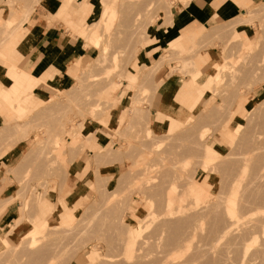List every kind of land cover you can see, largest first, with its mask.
<instances>
[{"label": "rangeland", "instance_id": "obj_1", "mask_svg": "<svg viewBox=\"0 0 264 264\" xmlns=\"http://www.w3.org/2000/svg\"><path fill=\"white\" fill-rule=\"evenodd\" d=\"M60 1L52 2L49 22L60 19L51 12ZM232 1L236 10L230 2L218 7L222 0L211 6L203 0H105L108 6L95 0L83 31L68 34L88 53L71 67L68 84L59 88L61 79L44 73L48 98L38 97V82L22 96L21 109L0 117V213L6 207L0 264H163L165 257L164 264L197 257L187 263L264 264V220L261 228L255 219L260 213L264 218V0ZM43 3L0 0V52L35 7L44 10ZM196 4L197 21L185 28L184 11ZM177 14L184 17L177 32L194 34L186 51L178 37L167 43L174 29L161 28L175 23ZM156 32L163 43L145 52ZM206 53L221 56L212 70ZM189 78L198 92L191 108L187 98L168 99V108L160 100L157 115L164 119L167 111L173 125L148 134L157 90L169 81L180 87ZM230 120L236 132L228 128ZM95 136L101 147L93 150ZM206 145L218 150L211 163L205 162ZM80 166L88 174L79 185L70 173ZM233 185L251 204L243 200L250 205L243 210L239 201L249 220L242 217L240 228L233 224L227 239L219 228ZM62 196L66 206L58 204ZM64 209H71L72 218L53 221ZM37 217L46 224L33 239L26 231ZM251 217L260 224L256 235ZM245 224L251 235L241 233Z\"/></svg>", "mask_w": 264, "mask_h": 264}, {"label": "crops", "instance_id": "obj_2", "mask_svg": "<svg viewBox=\"0 0 264 264\" xmlns=\"http://www.w3.org/2000/svg\"><path fill=\"white\" fill-rule=\"evenodd\" d=\"M42 1L44 2L43 3L44 10H42L41 7H35L33 11L28 15L27 19L23 22L22 24L23 28L20 27V29L17 30V35H15V37L17 36L18 37L17 38L14 37L11 39L10 43L18 48L20 47L22 41H24L26 38H29V40L32 41L31 44L25 50L20 48L18 51L14 52L12 60L15 62L17 66H19L20 68H22L27 72H31L30 74L35 75L37 77L40 76L44 77L47 74L49 76L51 73L54 72L60 73L59 80L61 79V82L58 83V87L63 88L65 85L68 84V81L71 79L69 78V71L71 67L79 59H82L88 55L87 48H84L83 46H76L74 44L73 39H71V36H68L69 33H67V31L70 33L72 32L78 33L82 29L81 22L88 20L92 15V10L96 7V2L95 0L60 1L59 4L56 5V7L53 8L51 11L52 13L54 11L55 14L60 13V19L49 22L47 20V14H49L48 10L52 2L56 0H42ZM203 1L206 2V4L204 3L205 5L211 6L212 3L218 0H203ZM225 2L232 3V5H234L233 9L236 10L237 7L232 0H222V3L219 4L218 7H220L223 3L225 4ZM229 6L224 11H227L229 9ZM196 7L197 4L195 5V7H193V9L188 8L187 10L184 11V16L189 18V20L185 24V28L193 27L192 23L194 21H197L196 17L199 16L198 14L201 11ZM230 12L232 13L233 11L230 10ZM230 12L223 13V15L227 16ZM178 16L179 19L175 23L171 25L164 23L161 28L167 25L170 29L172 30L174 29V31L170 33L167 43L177 38L178 36V38L180 39L179 42L180 49L186 51L189 47L188 43L190 42V40L192 39L191 37L194 34L193 33L189 34L186 32V30L177 32L178 26H180V23L184 20L183 15L177 14V17ZM65 27H67L66 28L67 31ZM79 39H81V37L78 36L76 40L80 42ZM149 41L151 42H149L147 49H145V52H147L148 49L149 51H152L154 45H159L162 40L160 38V34L156 32V34L154 35V41L151 40V38L149 39ZM161 49L162 48L159 47L157 49V52ZM203 57L207 60V65L209 66V62L211 60H215V58L218 60V58H220L221 56L215 53H206ZM4 64H5V59L1 60L0 66ZM195 66L197 67L196 63ZM187 81H191V78H189L184 83H182L180 87L177 86L175 82L169 81L166 85L164 86L162 85V87L157 90V100L153 102V105L151 104L152 106L149 107L148 109V113L151 116V119L149 120V128L152 130V132L154 131L157 133H161L162 130L167 129L168 126V124L166 123L167 119H165V117L164 119H162L161 116L157 115V111H158L157 104H159L160 100L167 98L173 101L175 100L176 96H178V98L180 97L179 99L181 101L182 99L187 98L186 105H188L189 108H191L190 107L191 101L195 97H197L198 92L197 89L193 86V82H191V85L188 86ZM54 82L56 84L57 81ZM126 82L132 84L128 80H126ZM183 86L186 87L185 93L181 91V88ZM41 87L44 88L40 89ZM37 88L41 90V95L38 96L39 98L42 99L48 98L45 92L48 91L49 89L46 88L45 82L40 83L37 86ZM126 111H127L126 109L123 110L120 115H122ZM119 119L120 116L118 120ZM108 122L110 124V121ZM100 128L102 127H98L95 129H100ZM98 138H99L98 136H95L91 139L90 145L93 150L101 147L100 144L97 142ZM83 172L84 170L80 166V168L76 172L70 173V175H72L73 178L75 179L73 183L80 185L81 182L79 181H83V178L88 174V171H86V173L84 174ZM80 175L82 176V178L79 177ZM67 190L68 192H71L70 189ZM5 208L2 210V212L5 210ZM13 211L14 210H11L9 214H11ZM2 212L0 213V215L2 214Z\"/></svg>", "mask_w": 264, "mask_h": 264}, {"label": "bare ground", "instance_id": "obj_3", "mask_svg": "<svg viewBox=\"0 0 264 264\" xmlns=\"http://www.w3.org/2000/svg\"><path fill=\"white\" fill-rule=\"evenodd\" d=\"M101 2H102V4H104V6H108V4H109V2H105V0H101ZM204 3V2H203ZM56 4V3H55ZM55 4L53 5V7L52 8H54V7H56L55 6ZM70 4V3H69ZM106 9H107V7H106ZM63 10V9H62ZM80 29V28H79ZM16 30V29H15ZM14 31V30H13ZM13 31L11 32V34L13 33ZM83 30L81 29L78 33H81ZM16 33V32H15ZM17 34V33H16ZM69 34H70V32H69ZM83 36H85L86 37V34H82ZM180 35V34H179ZM18 37V36H17ZM17 37H15V38H17ZM178 37V36H177ZM181 37V36H180ZM12 38H14V37H12ZM90 40L91 41H93L94 43H96V40H95V37L94 36H92L91 38H90ZM178 40V39H177ZM15 42V41H14ZM31 42L32 41H30L29 40V38H26L24 41H22V43H21V45H20V47L18 48V47H15L14 45H12L10 42H7V44L3 47V49H2V51L0 52V55L5 59V64L4 65H2L1 67H0V117H8V116H12L13 114H12V110H14V111H16L18 108L19 109H21V107L18 105V103L20 102V100L22 99V96H26V94H27V92H28V90L30 89V87H31V89H33L32 87H36V85L38 84V82H41L42 83V79L43 80H45V76L43 77V76H40L39 78L38 77H33L32 76V74H30L29 72H27V71H25V70H23L22 68H20L19 66H17L16 64H15V62L12 60V57H13V54H14V52H16V51H18L20 48H22L23 50H25L30 44H31ZM171 43V42H170ZM171 45V44H170ZM185 51V50H184ZM218 63H220V61H218L216 58H215V60H211L210 61V64H211V66H209L208 68H210V70H212V66L214 67V65H218ZM216 68V67H215ZM52 71V70H51ZM42 73V72H41ZM53 76H57V78H59V76H60V73H58V72H54V73H51L49 76H47V77H49V79L51 80H54V78H53ZM263 79V78H262ZM197 81V80H196ZM117 86H118V84H117ZM117 88V87H116ZM115 89V88H114ZM181 91L182 92H186V87H182L181 88ZM110 92V91H109ZM264 95V94H263ZM166 100L164 101V103H163V105H164V107L166 106L167 108L168 107H170V104L168 103V99L167 98H165ZM170 102V101H169ZM251 109H253V108H251ZM251 110H249V112H250ZM248 112V113H249ZM165 118L168 120V129L166 130V131H168V130H170V127H171V125H173V117H171L170 116V114L168 113V112H166L165 113ZM234 120H230L229 121V123H228V128L230 129V130H233L232 129V127H231V123L233 122ZM237 129V128H236ZM236 129L235 130H233L234 132H236ZM150 132H152L151 131V129H149V130H147V133L149 134ZM170 132V131H169ZM231 140V139H230ZM218 156V150H217V148L216 147H213V146H210V145H206V147H205V162H210L211 163V161L213 160L214 161V159L216 158ZM261 158H263V157H261ZM257 160V159H256ZM255 160V161H256ZM258 162V161H257ZM246 163V162H245ZM259 163V162H258ZM258 163H256L257 165H258ZM263 163H264V161H263ZM243 164V163H242ZM259 164H261V163H259ZM248 164H244V166L246 167ZM253 165V164H252ZM262 165V167H263V164H261ZM242 166V165H241ZM244 167V168H245ZM248 167V166H247ZM246 167V168H247ZM261 167V166H260ZM240 168V167H239ZM242 168V167H241ZM245 168V169H246ZM255 168H257V166H255ZM264 168V167H263ZM263 168H262V170H263ZM243 169V168H242ZM257 169H259L260 170V168H257ZM254 170H256V169H254ZM259 170H257V171H259ZM239 172H240V169L238 170ZM244 172H246V170H244L243 171V174H244ZM237 173V172H236ZM255 173H257V172H255ZM241 173H239V175H240ZM246 174V173H245ZM254 174V173H253ZM258 174V173H257ZM238 175V174H237ZM237 175H235V176H237ZM238 175V176H239ZM259 175V174H258ZM258 175H257V177H258ZM237 176V177H238ZM242 176V175H241ZM254 176L256 177V174H254ZM260 176H262V173L260 174ZM237 177L236 178H234L235 180L237 179ZM256 177V178H257ZM241 179L243 178V177H240ZM255 178V179H256ZM259 178V177H258ZM238 179H239V177H238ZM244 179V178H243ZM231 180H233V178L231 179ZM236 181H238V180H236ZM242 181V180H241ZM239 182V181H238ZM248 182H251L250 180L248 181ZM252 182L254 183V180H252ZM231 183H232V181H231ZM239 183H241V182H239ZM238 183V184H239ZM226 184V183H225ZM237 184V183H236ZM235 184V185H236ZM243 184V183H242ZM240 185L239 184V187H243V189L245 190V186H248V183L247 184H244L245 186H243V185ZM252 184V183H251ZM228 185V184H227ZM233 188H234V185L232 186ZM236 187V186H235ZM238 187V188H239ZM192 188V187H191ZM229 188V187H228ZM242 189V190H243ZM225 190V189H224ZM241 190V189H240ZM239 190V191H240ZM232 193L228 196L227 195V198H226V203L225 204H223L224 205V207H222V209L224 210L223 212V214L222 215H224V216H222L221 218L223 219L224 218V220H226V221H224L223 220V222H225V225L223 224V225H221V226H223V229H221V227L219 228V231H220V233L222 234V235H224L225 236V234H228L229 232H231L232 231V229L234 228V227H232L233 226V224H234V226H235V224L240 220V219H242V217L243 218H247L248 219V217H246V215H244L246 212H244V211H242V209H241V207L239 206V201H240V205L242 204V201L244 200V202L246 201L245 200V198L244 199H242L243 198V195H242V191H240L239 193H241V194H239L238 196H239V199H238V196H237V193H238V190H237V193H236V191H235V188L231 191ZM224 193H226L225 191H224ZM234 193H236V195L234 194ZM223 194V193H222ZM244 194V193H243ZM225 195V194H224ZM223 195V196H224ZM237 196V199H236V197L235 196ZM240 195H242V196H240ZM218 197V196H217ZM216 197V198H217ZM240 197H242L241 199H240ZM261 197V196H260ZM60 199L61 200H59L58 202V204L60 205V206H66V203H65V201H67L66 200V198H65V196H62V197H60ZM222 199V198H221ZM260 199V198H259ZM219 200V199H218ZM238 200V201H237ZM258 200V199H257ZM249 201V200H248ZM248 201H246V202H248ZM255 201V200H254ZM261 201V200H260ZM218 202H220V201H218ZM221 202H222V200H221ZM238 204H237V203ZM250 202V204H251V201H249ZM253 202V201H252ZM261 202H264V201H261ZM260 202V203H261ZM245 205L244 206H247V207H244L243 206V204H242V208H243V210L244 209H247V208H249V204H247V203H244ZM253 205V206H252ZM252 208L250 207V209L249 210H252V209H254L253 207H254V203H252ZM260 205H262V204H260ZM239 206V207H238ZM47 206L45 205V207L44 208H46ZM255 207H256V203H255ZM259 207V206H258ZM221 209V210H222ZM51 210V209H50ZM219 211H220V209H218ZM256 210L257 211H259L258 210V208L256 207ZM221 212V211H220ZM264 212V211H263ZM251 213V212H250ZM249 213V214H250ZM258 213H260V212H258ZM256 214V213H255ZM263 214V213H262ZM261 213H260V215H262ZM251 215V214H250ZM259 214H258V216H260ZM245 216V217H244ZM252 216V215H251ZM256 216V215H255ZM255 217V219H257V220H262L261 222L259 221V223L260 224H262L263 223V220H264V218H259V217ZM261 217V216H260ZM263 217H264V215H263ZM72 218V215H71V209L69 210H66V209H64V211L62 210V212L61 211H58L57 212V214L54 216L53 215V221H57V223H59V222H61V223H65V222H68L70 219ZM252 218V217H251ZM250 218V219H251ZM253 219V218H252ZM255 219H253L254 221L251 223V221H249L250 223H251V225L253 226H250L251 227V229L253 228V232L252 233H255L256 231H258L259 230V228H256L257 226H260V224H258L257 225V223L256 222H258L257 220H255ZM243 220V219H242ZM242 220L240 221V222H242ZM249 220V219H248ZM245 221V220H244ZM256 221V222H255ZM32 222V221H31ZM222 222V221H221ZM240 222L239 223H237V224H240ZM246 222H247V220H246ZM248 222V223H249ZM254 222H255V224H254ZM249 223V224H250ZM46 224V221L44 220V218L42 219L41 217L39 218V217H37L35 220H33V222H32V227L31 228H29L27 231H26V234H29L30 236H32V238L34 239V234H36V233H38V232H40L41 231V229H43V225H45ZM236 224V225H237ZM241 224H243V223H241ZM254 224V225H253ZM238 226V225H237ZM241 226V225H240ZM247 226H249L248 224H247ZM256 226V227H255ZM262 226H263V224L260 226L261 228H262ZM217 227V226H216ZM239 227V226H238ZM254 227L256 228V231H255V229H254ZM218 228H217V230H218ZM240 228V227H239ZM247 228V229H246ZM242 229H245L244 231H245V235H247L248 236V234L249 235H251V233H249L250 231H246V230H251L250 228L248 229V227H246V224H245V226H244V228H243V226H242V228L240 229V231L242 230ZM258 229V230H257ZM215 231H216V233H219V232H217V230H216V228L214 229ZM261 230V229H260ZM255 231V232H254ZM5 233L7 234V231H5ZM241 233L244 235V232H242L241 231ZM248 233V234H247ZM6 234H4V235H2V236H5ZM220 234V235H221ZM241 234V235H242ZM259 235H257V237L258 236H260V233H258ZM262 234V233H261ZM15 235L17 236V233H15ZM217 235V234H216ZM229 235V234H228ZM237 236L239 235L240 236V233L239 234H236ZM255 235H256V233H255ZM1 236V237H2ZM218 236H219V234H218ZM217 236V237H218ZM236 236V237H237ZM262 236H264V234L262 235ZM216 237V236H215ZM216 237V238H217ZM226 238H227V235L225 236ZM241 237H243V236H241ZM214 239V240H216L217 241V244H222L223 242H221L220 240V242L218 243V239H221V238H217V239ZM222 238H223V240L222 241H224L225 240V238L222 236ZM240 238V237H239ZM248 238V237H247ZM254 238V237H253ZM228 239V238H227ZM246 239V238H245ZM9 239L5 236L4 238H2V240L1 241H4V244H6V242L8 241ZM253 240H255V238L253 239ZM213 241V240H212ZM214 242V241H213ZM251 242H252V240H251ZM253 242H255V241H253ZM252 242V243H253ZM3 243V242H2ZM250 243V242H249ZM212 245V244H211ZM215 245H216V243H215ZM215 245H213V246H215ZM240 245H242L241 243H240ZM245 246V245H244ZM253 246V245H252ZM240 248V247H239ZM245 248V247H244ZM248 248V247H247ZM219 253V252H218ZM240 253V252H239ZM260 253V252H259ZM264 253V252H263ZM169 253H165L164 254V256H166V255H168ZM170 255V254H169ZM214 255H215V253H214ZM216 255H217V257H215L214 259H218V260H220L218 257H220V256H218V254L216 253ZM219 255H221V253L219 254ZM164 256H163V258H164ZM222 256V255H221ZM239 256V255H238ZM264 256V255H263ZM263 256H262V261H263ZM149 257V256H148ZM153 257V256H152ZM155 257V256H154ZM160 258H162V256H159ZM158 256H157V259L159 258ZM168 257V256H167ZM147 258V257H146ZM163 258L161 259V261L163 260ZM166 258V257H165ZM164 258V261L167 259H165ZM168 258H170V256L168 257ZM172 258V257H171ZM176 258V257H175ZM213 258V257H212ZM211 258V259H212ZM156 259V260H157ZM178 259V258H177ZM213 259V260H214ZM145 260H147V259H145ZM174 260V259H173ZM190 260V259H189ZM189 260H187L185 263L186 264H191L190 262L191 261H197L198 260V257L196 258V259H192V260H190V262L189 263H187ZM149 261V260H148ZM148 261H146L147 263H148ZM159 261H160V259H159ZM164 261L162 262L163 264H164ZM169 260H167V261H165L166 263L168 262ZM172 261V260H171ZM211 262H213L212 260H210ZM215 261V260H214ZM157 262V261H156ZM173 262V261H172ZM183 262V264H185ZM216 262H217V260H216ZM140 263V262H139ZM169 263V262H168ZM138 264V263H137ZM154 264H156L155 263V261H154ZM159 264V263H158ZM171 264V263H170ZM173 264V263H172ZM174 264H175V261H174ZM176 264H178L177 262H176ZM181 264V263H180ZM194 264V263H193ZM214 264H216V263H214ZM221 264V263H220ZM263 264V263H262Z\"/></svg>", "mask_w": 264, "mask_h": 264}]
</instances>
